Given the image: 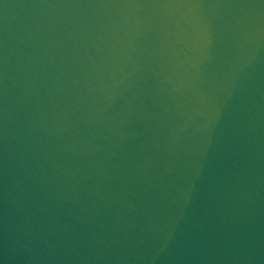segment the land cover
<instances>
[{"label": "water", "instance_id": "1", "mask_svg": "<svg viewBox=\"0 0 264 264\" xmlns=\"http://www.w3.org/2000/svg\"><path fill=\"white\" fill-rule=\"evenodd\" d=\"M0 264H264V0H0Z\"/></svg>", "mask_w": 264, "mask_h": 264}]
</instances>
